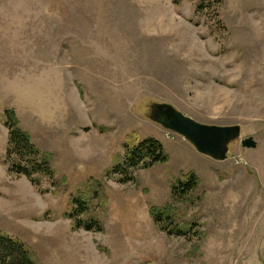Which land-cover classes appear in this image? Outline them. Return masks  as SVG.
<instances>
[{
	"label": "rangeland",
	"instance_id": "1",
	"mask_svg": "<svg viewBox=\"0 0 264 264\" xmlns=\"http://www.w3.org/2000/svg\"><path fill=\"white\" fill-rule=\"evenodd\" d=\"M153 102L241 137L215 160L151 120ZM6 109L49 159L39 185L14 169ZM149 137L168 161L128 171ZM76 198L102 231L74 228ZM152 207L192 230L168 233ZM0 232L40 264H264V0H0Z\"/></svg>",
	"mask_w": 264,
	"mask_h": 264
},
{
	"label": "trees",
	"instance_id": "2",
	"mask_svg": "<svg viewBox=\"0 0 264 264\" xmlns=\"http://www.w3.org/2000/svg\"><path fill=\"white\" fill-rule=\"evenodd\" d=\"M220 1V0H215ZM4 123L10 132V154L17 155L13 165L20 173H24L33 184L39 185V180L35 178L36 173L52 175L53 171L49 159L45 156L38 159L40 151L33 143L29 133L20 127L17 114L12 109L5 110ZM28 158L27 161H25ZM25 159V160H24ZM168 154L164 145L158 139L149 137L135 145L127 146L126 157L124 159L128 171L131 167L149 168L156 163L168 161ZM124 173V172H123ZM199 178L195 173H190L185 180H179L173 186V196L181 197L196 189ZM75 203L70 204V217L75 219L74 228H84L90 231H102L103 226L99 219L95 217L84 218L82 214L88 211L89 203L83 198H76ZM151 215L156 223L161 224L162 229L170 234L187 236L192 230L190 226H179L175 224L173 212L170 207H152ZM0 264H40L32 256L25 242L14 236L0 232ZM150 264V263H145Z\"/></svg>",
	"mask_w": 264,
	"mask_h": 264
},
{
	"label": "water",
	"instance_id": "3",
	"mask_svg": "<svg viewBox=\"0 0 264 264\" xmlns=\"http://www.w3.org/2000/svg\"><path fill=\"white\" fill-rule=\"evenodd\" d=\"M149 117L165 129L171 130L188 140L200 153L215 160H225L229 154L230 144L241 137V126L213 125L195 120L171 103L153 102ZM242 145L255 148L254 137L242 140Z\"/></svg>",
	"mask_w": 264,
	"mask_h": 264
}]
</instances>
